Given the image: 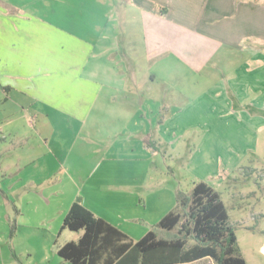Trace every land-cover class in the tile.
I'll list each match as a JSON object with an SVG mask.
<instances>
[{"label": "crops", "instance_id": "1", "mask_svg": "<svg viewBox=\"0 0 264 264\" xmlns=\"http://www.w3.org/2000/svg\"><path fill=\"white\" fill-rule=\"evenodd\" d=\"M140 45L154 65L138 74ZM263 130L264 0H0V174L19 176L16 193L37 185L10 199L11 240L21 226L56 238L78 196L141 238L181 190L160 183L167 146L197 131L181 167L192 187H215ZM17 250L0 246V264H18Z\"/></svg>", "mask_w": 264, "mask_h": 264}, {"label": "trees", "instance_id": "2", "mask_svg": "<svg viewBox=\"0 0 264 264\" xmlns=\"http://www.w3.org/2000/svg\"><path fill=\"white\" fill-rule=\"evenodd\" d=\"M62 227L83 232L58 247L72 264H189L206 257L215 264H248L221 192L204 180L191 192L178 191L175 207L140 239L97 215L81 196ZM163 229L170 234L162 235Z\"/></svg>", "mask_w": 264, "mask_h": 264}, {"label": "rangeland", "instance_id": "3", "mask_svg": "<svg viewBox=\"0 0 264 264\" xmlns=\"http://www.w3.org/2000/svg\"><path fill=\"white\" fill-rule=\"evenodd\" d=\"M128 51V47H121L122 54L128 53ZM134 52L132 56L137 60L136 67L138 69V74L145 73L147 70L151 69L154 64H152L153 62H148L146 59H143L144 51L141 45L137 46ZM260 138L262 139V143L257 153H251V156L249 155L248 158L242 162V166L239 169L229 173L221 170L222 174L220 177L222 181L218 180L220 179L219 177L213 178L214 180H212L217 190L221 192L222 199L228 207L230 221L238 236L239 247L242 254L247 259L248 264H264V253L261 250V247L264 245V130L261 132ZM197 139H199V137H197V131H194L191 132L187 140L179 144L177 149L174 150L167 146V163L172 166V172H169L166 176L162 175L163 180L162 182L160 181L162 185H165V182L166 184L168 182L170 184L171 182H181V191H192L193 187L190 184V176L186 172V169L181 167V164L184 163V160L187 159L186 157H188L191 152L190 148H195V146L198 145L196 143ZM211 148L212 144H209V149ZM54 162H56L54 163V168H59L58 162ZM243 166L251 167L250 171L252 172L248 171L247 168H243ZM24 176L25 178L27 177L26 175H23V177ZM33 176V174L29 175V177ZM17 177L19 178L16 173L11 172L5 175L0 174V186L2 187V190L0 188V243L2 239L5 240V242L2 241L4 244H0V246H5V249L15 247L18 249V252H22L21 250H23V253H21L23 256H18V264H71L68 261H64L58 253L54 252V246L56 245V247H58L69 239H78L82 231H74L65 228L63 233L58 234L56 238L44 236L25 239L23 238V234L27 235L32 232V229L21 226L19 230L22 232V236L20 235V238L14 236L15 239L11 240L13 231L16 229V214L13 206H10V204L14 205L15 202L10 201V199L15 200L18 197L17 199L19 201L20 197H24L28 191L35 189L33 186L37 187V185L33 183L34 185L30 184L20 193H16L15 185ZM42 186H44V184ZM3 188L10 197L8 200V207H4L2 204V200H5ZM18 194L19 196H17ZM28 204L29 203L26 201V210L28 209ZM34 211L35 208L29 205V213L33 215V213H35ZM7 215L9 216L6 217ZM161 234L168 236L170 232L163 229L161 230ZM44 254H48L45 260L43 259V257H45ZM189 264H215V261L211 257H206Z\"/></svg>", "mask_w": 264, "mask_h": 264}]
</instances>
